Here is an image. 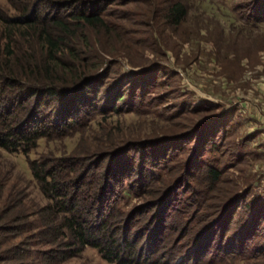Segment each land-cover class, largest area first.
<instances>
[{"label":"rangeland","instance_id":"obj_1","mask_svg":"<svg viewBox=\"0 0 264 264\" xmlns=\"http://www.w3.org/2000/svg\"><path fill=\"white\" fill-rule=\"evenodd\" d=\"M188 1L186 21L175 32L168 25L162 24L161 35L153 33L152 26L148 27L139 16L133 15L135 11L138 12L133 2L120 7L111 5V8L125 11L137 18L134 21L131 17L133 23L128 26L131 32L129 35L135 42L130 47L128 43L117 44L121 50L114 57L116 64L102 70L99 73L102 76L93 83L94 89L100 84L99 93L95 97L97 105L94 104L100 109L115 89L121 91L125 98L116 101L118 111L105 108L103 114L93 113L90 124L81 130L51 137L50 140H40V145L30 156L35 159L40 154L48 158H84L87 164L84 172L97 173L102 179L103 171L106 170L105 179L110 177L108 180L112 189L115 185L120 187V179L126 176L131 179L133 188L138 190L139 182L146 179L141 175L137 180L138 161L143 159L147 162L153 154L166 157L170 153L172 161L169 166L183 164L194 157L193 148L195 142H199L196 128L203 126L208 130V126L213 129L216 126L224 127V132L219 133V137L214 140L219 144L220 150H225L226 153L231 150L238 154L248 152L245 156L248 161L237 164L235 168L229 167L231 158L228 155L221 157L219 152L210 147V141H207L209 143H206L205 149L202 148L201 155L195 157L205 164L213 158L218 159L220 169H226L224 176L235 180L233 187L228 186L229 195L238 196L237 191L244 192L242 196L239 194V199L234 203H238L240 208L233 210L232 220L227 222V231L224 235L220 234L224 225L219 221L209 233L204 234L201 245L196 244L198 240L194 242L193 237L207 221L199 219L202 211L193 214L195 209L192 204L185 208L187 211L182 214L181 220L177 216H167V236L165 235L163 242L153 243V247L157 249V255L161 254L162 260L169 264H178L185 258L183 252L188 248L190 252L184 259L185 264H198L197 261L201 259L206 264L210 258V261L215 260V264H264L262 215L251 225L253 231L248 243L235 241L237 246L243 242L244 248L246 244L249 245L246 248H254L253 252L258 253V256L249 257V250H243L241 256L231 260L220 258L216 252L217 248L222 250L227 240H230L232 230L240 225H250L244 207L245 193L252 187L255 196L259 195L260 200H264V22L257 26L245 25L242 15L246 10L238 7L240 3L250 2L249 0H225L230 10L218 1ZM18 3L20 0H0V13L7 17H17L20 13ZM37 8L41 13L46 10L47 5L40 2ZM142 67L146 68L144 77L153 79H141L145 81H141V88L133 98L129 95L130 81L122 86L121 83L118 84V79L121 75L126 79ZM131 81L138 82L134 79ZM141 92L145 94L143 98H140ZM58 101L56 104L48 103L49 101L44 104L46 109L42 119L50 128L62 129L65 116L61 114L63 106ZM68 101L75 108V98L68 96ZM180 101L184 106H199L201 109L176 113L179 111ZM24 104L34 110L33 99L25 100ZM6 105L8 106L7 102L0 101V112H21L18 111V104L4 109ZM78 110L81 109H76L75 113ZM173 113H176L173 117L169 116ZM77 119L81 120V112L75 116V120ZM66 122L71 125L70 121ZM129 146L131 149L126 156L120 157L121 151L116 152L111 160L104 157L110 150ZM165 152L167 154L164 155ZM131 156L135 158L136 165L131 161ZM195 163L190 162L188 171L190 175L197 176L196 169H199ZM173 171L170 170V174ZM153 173H163L162 178L169 180V171L164 167L155 169ZM92 175L88 173L87 178ZM190 180V188H200L197 185L200 183H194L191 177ZM98 184L97 178L94 187ZM190 194V199H193L191 191ZM95 196L96 193L91 195L92 199L82 198L80 202L81 208L86 205L91 207L89 212H84L89 224L100 220L101 211L94 204ZM255 196L252 198L255 199ZM152 198L151 194L138 198L126 188L121 193L118 207L123 213H127ZM222 200L223 197L218 201L223 202ZM48 204V199L39 189L38 181L30 172L28 161L20 154L0 148V264H118L105 260L96 248L76 243L63 227L55 234L46 233L47 226L59 225L60 220L56 218H60L62 214L55 213L53 218L48 213ZM108 205L106 203L105 210L102 211H107ZM262 208L264 210V202ZM121 218L122 216L109 220L107 230L109 235L113 234L118 239L120 248L123 247L126 236H134L136 249L142 252L149 249L152 239L150 242L148 239L152 236L142 237V234H136L134 227L129 231L126 228L127 222L124 223ZM180 248H184V251ZM180 252L182 253L177 255Z\"/></svg>","mask_w":264,"mask_h":264},{"label":"trees","instance_id":"obj_2","mask_svg":"<svg viewBox=\"0 0 264 264\" xmlns=\"http://www.w3.org/2000/svg\"><path fill=\"white\" fill-rule=\"evenodd\" d=\"M209 1H218L228 9L225 0H221L223 2ZM249 1L240 3L238 8L246 10L242 15L245 25L257 26L264 22V0ZM40 2L47 5L46 10L41 13L37 8ZM128 2H133L134 8L138 10L133 15L139 16L142 23L147 24L148 27L152 26L154 28L152 32L158 35H161L163 31L160 30L162 24L168 25L174 32L177 31L186 21L189 13L188 0H20L18 3L20 13L17 17H7L0 13V101L7 102L10 108L13 104H18V111L21 110L20 113L16 111V114L7 110L0 112V148L20 154L28 161L32 176L38 181L40 191L49 201L47 207L49 215L54 218L55 213H62L60 218H56L60 220L59 225L47 226L46 233L55 234L59 228L63 227L69 232L71 238L76 240V243L96 248L101 257L110 262L169 264L162 260L161 254L157 255V249L153 247V243L159 244L167 236L168 227L165 222L167 216H177L181 220L182 214L187 211L185 208L192 204L195 209L193 214H196V211H202L199 219L207 222L196 234L194 233L193 237L194 242L198 240L196 244L201 245L204 234L209 233L208 231H211V228L216 226L214 224L219 221L224 225L220 234L224 235L228 229L227 222L232 220L233 210L240 208L238 203L237 205L234 203L239 199V194L242 196L244 192L237 191L238 196L229 195L228 189L233 187L235 180L224 176L223 172L226 169L224 168V171L220 169L219 160L213 158L211 162L205 164L196 159L201 155L202 148L205 149L206 143H209L207 141H210V147L219 152L221 157L228 155L231 158L229 167L235 168L237 164L248 161L245 159L248 152L238 154L230 150L227 154L225 150H220L219 144L214 140L224 132V127L216 126L213 129L208 126V130L203 126L196 128L195 131L199 132L198 135L196 134L199 142H195L194 157L183 164L169 166L172 161L170 153L166 157L153 154L150 161L145 162L143 159L138 161L137 180L141 175L146 177L139 182L138 190L133 188L131 179L126 176L120 179L119 188L115 185L112 189V185H109V176L106 178L108 181H105L106 170L103 171L102 179L97 173L84 172V166L87 165L84 158L76 159L69 156L48 158L40 154L35 159L30 156V153L40 145V140H50L51 137L68 135L83 129L90 124L91 116L95 112L103 114L106 110L118 111L116 101L125 98L121 91L119 92L118 89L112 91L106 103L98 109L95 97L99 93L100 84L97 89H94L93 83L102 76L99 75L102 70H107L116 64L114 57H117L118 50H121L117 44L128 43L130 47L131 43L135 42L129 35L131 32L128 26L133 23V19L136 21L137 18L125 11L110 7L111 5L120 7ZM145 70L146 68L142 67L126 79L124 75L119 76L118 84L121 83L122 86L130 81L131 94L129 95L133 98L141 88V81H145L141 79H153L149 76L144 77ZM131 79L138 82L134 83ZM144 95L141 92L140 98ZM68 96L75 98V108L69 104ZM28 99H33L34 110L24 104ZM47 101L54 104L58 101L63 106L61 114L65 116V122L62 124V129L50 128L43 123L42 118L45 116L46 109L44 104ZM179 104V111L176 113L201 109L199 106L194 108L184 106L182 101ZM8 106H4V109L9 108ZM30 109L31 111L28 112ZM76 109L81 110L75 113ZM79 112H81V120H75ZM176 113L169 116L173 117ZM66 121H70L71 125ZM130 149V146L119 150L113 149L106 152L108 154L104 157L111 160L116 152L121 151L120 157L126 156ZM134 160L135 158L132 157L131 161L136 165L137 162ZM190 160L196 162L199 169H196L197 176L189 174ZM161 167L169 171L168 174L166 173L169 180L162 178L164 172L160 175L153 173L155 169ZM172 169L174 173L170 174ZM88 173L93 174L89 179ZM190 177L194 183H200L197 184L200 185L199 189H195V186L192 187L193 189L190 188L192 184ZM97 178L99 179L98 188L94 187ZM126 188L138 198L145 194H151L153 198L123 213L118 203L121 200L122 191ZM251 188L248 193H245L246 196H243L249 199H245L244 207L250 225L236 227L222 250L217 248L216 252L222 259L233 260L241 256L243 250H249V257L258 256V253L253 252L254 248H246L249 245L246 244L244 248L243 242L238 246L235 243L236 240L248 243L249 235L253 231L251 225L255 224L261 215L264 220L262 208L264 200H260L259 195L255 196ZM190 191L193 199H190ZM94 193H96L94 204H97L101 214L100 220L89 224L84 212H89L91 207L86 205L81 208L80 202L82 198L92 199L91 195ZM254 196L255 199L252 198ZM222 197L224 201L219 202L218 200ZM106 203L109 204V208L107 211H102L105 210ZM120 216H122L121 221L127 222L126 228L129 231L134 227L136 234H142V237L143 235L152 236L147 238L149 242L152 239V246H149V249H145V252L136 249L134 236L130 238L126 236L124 245L120 248L118 239L113 234L107 233L109 220L120 218ZM60 234L62 235V232ZM262 247L264 248V244ZM188 252H190L189 248L183 252L185 258ZM185 258H182L178 264H185ZM209 261L206 264H215V260ZM197 262L204 264L202 259Z\"/></svg>","mask_w":264,"mask_h":264}]
</instances>
